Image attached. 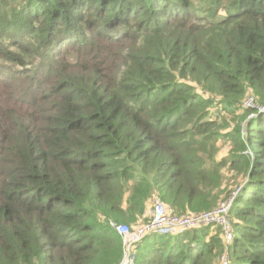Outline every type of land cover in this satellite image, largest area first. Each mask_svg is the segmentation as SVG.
Returning <instances> with one entry per match:
<instances>
[{"label":"trees","instance_id":"obj_1","mask_svg":"<svg viewBox=\"0 0 264 264\" xmlns=\"http://www.w3.org/2000/svg\"><path fill=\"white\" fill-rule=\"evenodd\" d=\"M0 2V264H118L113 225L211 211L225 173L230 244L148 234L135 264H264V0Z\"/></svg>","mask_w":264,"mask_h":264},{"label":"built area","instance_id":"obj_2","mask_svg":"<svg viewBox=\"0 0 264 264\" xmlns=\"http://www.w3.org/2000/svg\"><path fill=\"white\" fill-rule=\"evenodd\" d=\"M252 103L249 99L248 105ZM252 106V104L250 105ZM262 110V109H261ZM229 198L215 209L192 215H165L161 202H157L153 217L149 222L140 224L131 230L125 224L115 225L114 230L121 239L122 259L118 264H135L136 245L148 234L177 235L200 226H218L222 230L224 241L230 242L232 238L231 220L228 217L229 208L233 201Z\"/></svg>","mask_w":264,"mask_h":264},{"label":"rangeland","instance_id":"obj_3","mask_svg":"<svg viewBox=\"0 0 264 264\" xmlns=\"http://www.w3.org/2000/svg\"><path fill=\"white\" fill-rule=\"evenodd\" d=\"M12 0H8V2H10ZM8 2L6 4L3 5L4 8H8L9 5H8ZM1 2H0V6H1ZM4 18H7L5 17V15L3 16ZM1 18V17H0ZM250 93V92H249ZM249 99H252V103L251 104H254V101H253V97L249 94L247 95L244 100L242 101V105H243V108L244 107H251L250 105H248V101ZM240 107H236L235 111H236V114H234L233 116H231L230 114L224 112L223 110H220L218 111V116H215L214 115V112L212 113L215 118L214 120H219L220 117L224 116V119H223V133L225 132H229L230 130H232V128H234L237 124H236V119L237 118V115H238V112L240 111ZM217 113V112H216ZM253 116V115H252ZM252 116H248L247 119ZM235 117V118H233ZM243 125H241L242 127ZM231 149H232V145H231V140H228V139H224V138H218L217 140V143H216V146H214V149L212 152H216L215 156H214V160L215 161H220V160H227V157L230 155V152H231ZM226 178H227V182H225L223 185H222V189H223V192L222 194L220 195V201L218 202V205L219 206L221 203H223L222 201L226 198V196L229 194L228 192H231L234 187H235V184L232 183L229 179V176L230 174H226ZM237 192V189L235 190L234 193H232V196L231 198L235 197V194ZM229 198H227L226 200H228ZM159 202V200H154L153 202H150L148 203L147 205V209L145 211V213L143 214V217L139 218L138 221L133 224V225H129L131 227V230L134 229V227H138L140 224H143V222H145V220L147 218H152L153 217V211H154V207L156 205V203ZM225 202V201H224ZM163 208H164V213L165 215H168L169 212L166 210L165 206L160 203ZM215 209V208H214ZM210 211V210H209ZM194 214H198V213H194ZM170 215V214H169ZM181 216V215H180ZM151 220V219H150ZM113 227H115V225H113ZM233 240V235H232V238L230 240V242ZM230 242L227 243V241L225 242L226 245L230 244ZM231 246V245H230ZM232 249V246L230 247V250ZM215 261L214 264H227L228 263V259H227V256L225 255H221L220 257H218L217 259H213Z\"/></svg>","mask_w":264,"mask_h":264}]
</instances>
